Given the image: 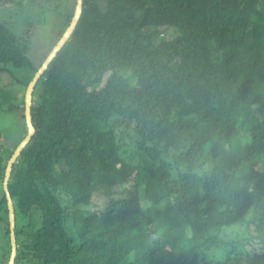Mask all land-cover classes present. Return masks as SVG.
<instances>
[{
	"label": "trees",
	"instance_id": "trees-1",
	"mask_svg": "<svg viewBox=\"0 0 264 264\" xmlns=\"http://www.w3.org/2000/svg\"><path fill=\"white\" fill-rule=\"evenodd\" d=\"M100 1L83 0L33 90L7 184L15 264H264V0ZM25 36L0 21V77L23 94L42 63ZM5 129L9 255L3 181L27 127Z\"/></svg>",
	"mask_w": 264,
	"mask_h": 264
},
{
	"label": "rangeland",
	"instance_id": "rangeland-1",
	"mask_svg": "<svg viewBox=\"0 0 264 264\" xmlns=\"http://www.w3.org/2000/svg\"><path fill=\"white\" fill-rule=\"evenodd\" d=\"M106 0H101L100 5L105 6ZM74 0H23L22 3L19 0H9L5 4H0V21L8 25L9 28L16 33L18 36L26 35L25 37L29 39L30 50L28 52V58L35 65H39L43 62L44 55L49 54V49L55 46V36L60 29L63 27L64 19L66 13L70 11L73 7L74 10ZM20 3V4H19ZM73 10L69 13H73ZM161 35L167 34L165 37L170 38L173 33L169 28H161ZM159 38H162L160 36ZM58 41V40H57ZM56 41V42H57ZM18 72L16 74H23L21 70H14ZM28 78V77H27ZM24 81L26 77L22 78ZM8 78L4 75L0 77V102H11L15 106L22 107L23 99V89L21 85L6 84ZM6 84V85H5ZM25 93V92H24ZM24 95V94H23ZM10 121L16 122L17 125L21 126L24 124L25 120L23 118V112L14 109L9 115L1 114L0 117V151L3 152V142L6 140V124ZM118 123V122H117ZM116 123V124H117ZM248 127L247 125L244 128ZM22 135H26L25 132ZM21 135V136H22ZM250 137V132L246 129L244 132V139L247 140ZM10 145L7 147L9 149ZM11 149V147H10ZM5 152V149H4ZM10 150L5 154H9ZM14 152V150H13ZM13 152L10 154L12 156ZM10 159V158H9ZM9 161V160H8ZM8 163V162H7ZM195 171L203 172V169L195 168ZM146 205V203H145ZM144 205V206H145ZM8 208V207H7ZM3 212V219L5 222L6 215ZM19 234H20V244L25 245L30 243V239L27 236L33 232L35 227L39 225V215H32L31 217L18 219ZM17 225V229H18ZM9 228V225L7 226ZM241 228V229H240ZM240 233H243V226L234 228ZM10 236V234H9ZM8 238L5 234H0V263H6V259L10 256L8 255ZM25 243V244H23ZM24 253L27 254L28 249H23ZM238 255V253H235ZM9 259V258H8ZM7 264V263H6ZM20 264H23L22 262Z\"/></svg>",
	"mask_w": 264,
	"mask_h": 264
},
{
	"label": "water",
	"instance_id": "water-1",
	"mask_svg": "<svg viewBox=\"0 0 264 264\" xmlns=\"http://www.w3.org/2000/svg\"><path fill=\"white\" fill-rule=\"evenodd\" d=\"M82 5L83 0H75L74 4V10L72 13V18L69 22V25L64 30L62 36L60 39L56 42L55 46L51 49L49 54L45 57L37 71L34 73L31 81L28 83L25 93H24V118H25V125L27 127L26 135L22 139V141L17 145L15 148L12 156L10 157L7 168L5 171V177L3 181V190L6 195L7 199V207H8V221H9V231H10V244H11V250H10V256L8 259L7 264H15V258L17 253V245H16V236H15V217H14V210H13V202L10 198V195L8 193V180L11 174V169L13 163L17 161L18 156L20 155L22 149L27 145V143L30 141L32 135L34 134L35 128L32 125L31 122V115H30V109L32 105V94L34 87L41 77V75L44 73V71L47 69L48 65L50 64L51 60L56 56L57 52L61 49V47L64 45V43L68 40V38L71 36L72 32L76 28V25L78 23V20L80 18L81 12H82Z\"/></svg>",
	"mask_w": 264,
	"mask_h": 264
},
{
	"label": "clouds",
	"instance_id": "clouds-1",
	"mask_svg": "<svg viewBox=\"0 0 264 264\" xmlns=\"http://www.w3.org/2000/svg\"><path fill=\"white\" fill-rule=\"evenodd\" d=\"M14 217H15V214H14ZM8 223H9V221H8ZM15 227H16V224H15ZM9 233H10V231H9Z\"/></svg>",
	"mask_w": 264,
	"mask_h": 264
},
{
	"label": "crops",
	"instance_id": "crops-1",
	"mask_svg": "<svg viewBox=\"0 0 264 264\" xmlns=\"http://www.w3.org/2000/svg\"><path fill=\"white\" fill-rule=\"evenodd\" d=\"M75 4V3H74Z\"/></svg>",
	"mask_w": 264,
	"mask_h": 264
}]
</instances>
